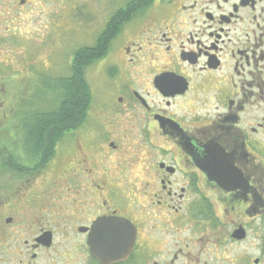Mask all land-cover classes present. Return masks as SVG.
Masks as SVG:
<instances>
[{
  "label": "flooded vegetation",
  "instance_id": "af4514ba",
  "mask_svg": "<svg viewBox=\"0 0 264 264\" xmlns=\"http://www.w3.org/2000/svg\"><path fill=\"white\" fill-rule=\"evenodd\" d=\"M122 1L97 20L95 120L26 152L56 106L29 15L55 0H0V264H264V235L242 248L264 228V0Z\"/></svg>",
  "mask_w": 264,
  "mask_h": 264
},
{
  "label": "rangeland",
  "instance_id": "374dc122",
  "mask_svg": "<svg viewBox=\"0 0 264 264\" xmlns=\"http://www.w3.org/2000/svg\"><path fill=\"white\" fill-rule=\"evenodd\" d=\"M123 2L122 0H115V2L110 3H105V0H55V10L51 15L47 13H31L29 15L32 21L31 31L33 32L36 27H40L38 28L40 33L37 37L40 40L49 39V41H44L43 44L53 57L54 69L52 78L69 74L73 52L81 45H93L99 32L97 20L105 15H110ZM79 15L82 22L80 27L75 23L76 17ZM31 47L36 48L33 43ZM88 70L87 80L92 89V102L83 125L84 127L91 125L92 119L95 120L99 111L95 109L102 102L101 93L103 91L101 71L92 72L91 67ZM8 90L15 92L17 90V84L11 83L8 86ZM0 102V110H10L12 105L15 104V101L10 98L0 99ZM4 103L5 105H3ZM1 121L2 119L0 120V139L6 137V133H8L5 130L6 123H3V121L1 123ZM13 123L17 122L13 121ZM256 232L257 229H253L246 243L242 245V248L245 247L247 251L254 255L259 253V246L263 242L262 236L264 235V228L258 232V235Z\"/></svg>",
  "mask_w": 264,
  "mask_h": 264
},
{
  "label": "trees",
  "instance_id": "16d2710c",
  "mask_svg": "<svg viewBox=\"0 0 264 264\" xmlns=\"http://www.w3.org/2000/svg\"><path fill=\"white\" fill-rule=\"evenodd\" d=\"M98 45L99 43L95 44L94 46L84 47L76 51V57L73 60V67L71 68L72 76L64 79H55V109L46 116H43L38 120H33L34 123H39L40 125L37 127L38 130H34L32 135L30 134V136H27L30 139V144L33 145V147L28 144L27 148H25L26 152H28L27 150L33 152L38 150V144H34V142L39 141L41 143V141L45 140L44 138H46L49 133V126L46 124L53 123L56 125L57 127L54 128V130L56 131V136H58L57 134L59 132V128L63 127L64 125L67 126L65 129L67 131L69 129H74L85 122L86 113L91 105L92 99V90L89 83L87 82V79L85 78L86 69L94 61L103 57L107 53V46L102 49H98ZM81 58L82 60L84 59L82 62H80ZM83 96L85 98V104ZM82 106H86V108L84 110H75L76 108L81 109ZM42 122L45 123L41 124ZM56 138L54 139L56 140ZM2 139L3 138L0 139V143ZM12 140H16V135L12 137ZM7 154L10 153L0 150V168L7 166Z\"/></svg>",
  "mask_w": 264,
  "mask_h": 264
},
{
  "label": "water",
  "instance_id": "95a60500",
  "mask_svg": "<svg viewBox=\"0 0 264 264\" xmlns=\"http://www.w3.org/2000/svg\"><path fill=\"white\" fill-rule=\"evenodd\" d=\"M234 237H236L239 240L243 239L245 237V230L244 229L236 230L234 233Z\"/></svg>",
  "mask_w": 264,
  "mask_h": 264
}]
</instances>
